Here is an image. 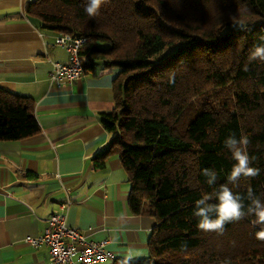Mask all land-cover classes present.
Masks as SVG:
<instances>
[{"label":"trees","instance_id":"trees-1","mask_svg":"<svg viewBox=\"0 0 264 264\" xmlns=\"http://www.w3.org/2000/svg\"><path fill=\"white\" fill-rule=\"evenodd\" d=\"M87 2L32 0L25 10L43 28L87 38L79 49L85 68H119L114 107L101 113L111 139L94 165L116 153L130 182L129 209L156 223L146 261L114 264H264V241L255 238L264 226L254 216L226 224L223 235L200 230L194 216L195 200L227 182L235 161L223 142L232 133L248 136L261 172L229 187L245 197L250 187L264 204V62L248 60L264 44V0H105L95 17ZM215 87L227 90L192 102ZM33 108L31 97L0 86V139L37 132ZM204 168L216 173L211 186ZM243 203L247 212L249 199Z\"/></svg>","mask_w":264,"mask_h":264},{"label":"crops","instance_id":"crops-1","mask_svg":"<svg viewBox=\"0 0 264 264\" xmlns=\"http://www.w3.org/2000/svg\"><path fill=\"white\" fill-rule=\"evenodd\" d=\"M29 1L0 0V86L31 97L40 126L20 139H0V264H50L48 247L25 237L43 234L54 212L87 239L107 240L113 259L90 264L146 261L155 217L129 209L130 182L116 153L102 168L93 159L111 139L101 113L114 107L119 68L82 63L80 78L52 82L53 63L68 53L56 43L58 31L27 15Z\"/></svg>","mask_w":264,"mask_h":264},{"label":"clouds","instance_id":"clouds-1","mask_svg":"<svg viewBox=\"0 0 264 264\" xmlns=\"http://www.w3.org/2000/svg\"><path fill=\"white\" fill-rule=\"evenodd\" d=\"M105 0H88L85 6V12L89 17L99 15L101 6ZM233 27H239L242 30H247L246 24H233ZM264 39V37H261ZM259 59L264 62V44H257L249 53V62ZM247 68V66H245ZM250 140L247 135H241L239 139L236 138L235 133L228 135L223 144L224 147L231 153V159L235 161L232 165L231 171L227 175V182L219 186L214 194H205L194 202V216L199 217L197 227L204 232H215L218 235H223L225 232V225L240 221L247 215L255 217L254 224L264 226V204L258 196H253L251 188L247 191V196L233 191L229 184L238 187L239 180L243 177L246 179H253L260 175L261 169L252 166L255 162V157H250L247 147ZM201 175L204 177H211L206 179L205 183L212 185L216 179V173L209 168L201 170ZM249 199L250 203L247 212L244 209V199ZM209 199H215V204H207ZM204 205V206H201ZM215 212L216 218L209 219V213ZM255 238L264 241V227L255 233Z\"/></svg>","mask_w":264,"mask_h":264},{"label":"built area","instance_id":"built-area-1","mask_svg":"<svg viewBox=\"0 0 264 264\" xmlns=\"http://www.w3.org/2000/svg\"><path fill=\"white\" fill-rule=\"evenodd\" d=\"M87 40L62 32L56 36V43L68 53L67 61L54 62L49 73L52 82L71 83L85 71L79 56V49ZM63 208V207H62ZM25 241L33 247L46 245L50 264H90L113 259L106 248L107 240H89L77 227L66 223L63 212H54L48 218V227L43 234L27 235Z\"/></svg>","mask_w":264,"mask_h":264},{"label":"rangeland","instance_id":"rangeland-1","mask_svg":"<svg viewBox=\"0 0 264 264\" xmlns=\"http://www.w3.org/2000/svg\"><path fill=\"white\" fill-rule=\"evenodd\" d=\"M99 45H104L105 43L104 42H99L98 43ZM81 62L82 63H87V60L86 59H81ZM210 89L208 92H204L202 96H195L192 98V102L196 103V105H198V103L200 104H203V100L205 99V101H214L215 98H220V95L218 93H221V91H226L227 88H224V89H220L219 87H215V88H208ZM221 90V91H220ZM211 94L215 95L214 97L211 98ZM217 94V95H216Z\"/></svg>","mask_w":264,"mask_h":264}]
</instances>
